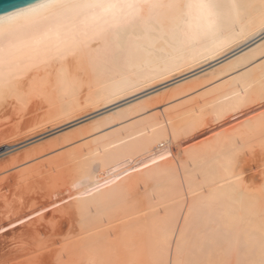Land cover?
Wrapping results in <instances>:
<instances>
[{
  "label": "bare ground",
  "instance_id": "bare-ground-1",
  "mask_svg": "<svg viewBox=\"0 0 264 264\" xmlns=\"http://www.w3.org/2000/svg\"><path fill=\"white\" fill-rule=\"evenodd\" d=\"M83 2L60 0L0 35V149L220 62L47 143L0 155L2 217L16 210L20 216L15 213L13 227L0 231V238L13 240L0 262L8 259L4 252L13 253L7 262L27 250L30 256L27 244L46 231L55 238L52 249L40 257L32 248L39 254L26 256L33 263L260 264L264 178L258 187L261 175L246 172L252 161H264V29L219 45L233 24L239 29L238 12L255 16L264 0H183L190 7L179 46L172 0H103L158 5L143 9L118 58L112 54L115 32L127 23L129 10L76 6ZM40 3L2 14L0 21ZM201 4L219 6L211 18L215 31H209ZM240 90L244 94L237 96ZM225 155L234 157L233 167H224ZM37 201L42 208L35 209ZM144 211L154 214L149 224L157 226L152 240L144 235L148 244ZM158 213L163 216L157 221Z\"/></svg>",
  "mask_w": 264,
  "mask_h": 264
},
{
  "label": "snow or ice",
  "instance_id": "snow-or-ice-1",
  "mask_svg": "<svg viewBox=\"0 0 264 264\" xmlns=\"http://www.w3.org/2000/svg\"><path fill=\"white\" fill-rule=\"evenodd\" d=\"M58 6H60V0H41L40 4L32 7L31 9L25 12L18 13L16 14V16L5 17L3 21H0V35L8 34L13 25V22L16 21L17 19L21 17L23 18L40 17L44 13L48 12L50 9H53ZM76 6L85 10L94 9V8H100L104 10L118 9L121 12H123L125 9L129 10L127 23L122 27H117L115 32V36H116V40L114 42L115 48L113 49L112 54L114 58H118L120 53L123 52L125 49L126 38L129 35L135 34V29L137 27L138 20L142 19L143 9L157 7L158 5L137 3V2L104 3L103 0H92V2H89V0H84L83 3L78 4ZM168 7L172 9L175 14L174 19L177 25L176 39H177V45L179 46L181 44L180 25L185 18V8L190 7V5H186L185 3H183V0H172V2L168 5ZM199 7L207 10L209 16V24H208L209 31H215V25L212 23L211 18L216 14L215 10L219 6L213 4H201L199 5ZM236 7L239 8V6ZM247 7H253V6L248 5ZM238 18L240 20L239 29L237 30L235 24H233L231 28L230 37L222 41L221 44L219 45V48L227 47V45L230 43H235L237 40L244 39L257 26L261 29H264V6L261 7V10L255 16L249 13L238 12ZM101 39L112 42L111 37L108 36L107 33H102ZM261 59L264 60V52L261 53ZM166 70H171V69H166ZM243 94H244L243 90H240L239 92L236 93L237 96H242ZM220 115H221L220 113H217V118H219ZM232 143L238 145L239 138H235L232 141ZM225 147L227 148V145ZM233 159L234 157L232 155H225L226 162L224 167L226 169L234 166ZM114 175L116 179H119L120 177L119 172H116ZM54 207H56V205H54ZM88 211L89 213H91L92 209L89 208ZM38 214H42V213H38ZM19 222L20 221H18V223ZM9 227H13V225L10 224ZM6 230L7 229H5L4 227H0V231H6ZM260 264H264V259L261 260Z\"/></svg>",
  "mask_w": 264,
  "mask_h": 264
},
{
  "label": "rangeland",
  "instance_id": "rangeland-1",
  "mask_svg": "<svg viewBox=\"0 0 264 264\" xmlns=\"http://www.w3.org/2000/svg\"><path fill=\"white\" fill-rule=\"evenodd\" d=\"M220 61H216V62H210V63H207V64H204V65H202V66H200L198 69H196V70H194L193 72H191V73H189V74H187V75H184V76H182L181 78H178V79H176V80H173V81H170V82H167V83H163V84H159V85H157V86H154V87H150V88H148V89H145V90H143V91H141L138 95H136V96H133V97H131V98H128V99H125V100H123L122 102H120V103H118L117 105H115V106H113V107H109V108H106V109H104V110H102V111H100V112H97V113H95V114H90L89 116L87 115V116H85V117H83V118H81V119H79V120H77V121H75V122H72L71 124H68V125H66V126H63V127H61V128H58V129H55V130H52V131H47L46 133H44V134H40V135H38V136H36L35 138H33V139H31V140H29L28 142H25L24 144H20V145H16V146H13L12 148H6V147H3V148H1L0 149V155H2L3 156V154L5 155V154H7V153H11V152H16V151H19V150H25V149H27V148H29V146L31 147V144L33 145V144H35V143H41V141H42V143H47V142H49V141H51L50 139L52 138H55L54 136H60V135H63V132H64V134H65V132L67 133L68 132V130L70 131V130H72L73 128L75 129L76 128V126L77 127H79V126H81V125H84V124H86V123H88L89 121H91L92 119H94V118H97V117H100V116H102V115H104L103 113H106V112H108V111H110L111 109H113V108H115V107H119V106H125V105H127V104H129V103H132L133 101H135V100H137V99H139V98H142V97H147V96H150V95H154V94H156V93H158V92H160V91H162V90H164V89H167V88H169V87H172V86H175V85H177V84H179V83H181V82H184V80H189V79H191V78H193V77H197V76H199V75H201V74H203L205 71H208V70H210V69H212V68H214V66L216 65V64H218ZM160 107V106H159ZM62 132V133H61ZM60 133V134H59ZM48 141H47V140ZM45 141V142H44ZM26 146H28V147H26ZM34 146V145H33ZM2 153V154H1ZM14 154V153H13ZM1 157V156H0ZM1 159V158H0ZM254 162V163H253ZM257 163V164H256ZM254 164V165H253ZM249 167L247 166V168H249V169H247L248 170V172H246V175L248 174L249 176L250 175H255V173L257 172L258 173V175H261V177H260V179H258V181H257V183H259V184H257V186L258 187H260L259 185L261 184V178H264L263 176H264V161H263V159L261 160V159H256V160H254V161H252V163H249ZM256 165V166H255ZM254 166V167H253ZM262 166V167H261ZM252 168V169H251ZM255 172V173H254ZM260 172H262L261 174H260ZM256 173V174H257ZM261 181V182H260ZM257 187V188H258ZM255 188H256V185H255ZM39 201H37V203H38ZM41 202V201H40ZM39 202V203H40ZM43 202V201H42ZM40 203L39 205L38 204H35V205H37L36 207H38V208H35V209H40V208H42L43 207V203ZM32 205H34L33 203H32ZM34 205V206H35ZM34 206H33V208H34ZM40 207V208H39ZM35 209H32V210H35ZM5 210H7V209H1L0 208V219H1V217H2V215L4 214V213H1V211H5ZM32 210H29V217H31V216H33L32 215V213H33V211ZM13 212H17L18 213V210H16V211H9V214H11V213H13ZM147 211H144V213H146ZM15 213L12 215V216H15ZM16 213V216L18 215ZM144 213H142V217H143V219H144ZM20 214V213H19ZM159 214V215H158ZM158 214H156V217L154 218L155 220H157L158 221V219H161L160 217H162L163 216V214H161V213H158ZM160 214H161V216H160ZM148 215V216H147ZM150 215V216H149ZM153 215L154 214H151L150 212H147V214H146V217L148 218V221H145V225L143 226L145 229H143V232L146 230L147 232L146 233H144V234H142V238L144 237V235L145 234H149V236H147L148 237V239L150 238V240H152L153 239V237L156 235V231H157V226L156 225H154V226H152V225H150L149 224V222L151 221L150 220V217H153ZM8 216V215H7ZM10 216V215H9ZM8 216V217H9ZM12 216H10L13 220H15V217H12ZM19 216V215H18ZM17 216V217H18ZM160 216V217H159ZM10 217H9V219H7V217H5L4 216V218H3V220L1 219L0 221V227H4V226H7L8 224H10L11 222L13 223L14 221L12 220L11 222H10ZM20 217V216H19ZM152 219V218H151ZM144 220H147V219H144ZM147 222V223H146ZM147 224V225H146ZM44 225H48V223H44ZM31 227H32V230H37V228H34L33 229V227H35V223H33L32 225H31ZM30 227V228H31ZM6 229L8 230L9 229V227L7 228L6 227ZM3 232H5V231H1V235H2V233ZM39 233V232H38ZM49 234V232H46L45 231V233H42V234H40V236H42V237H40L39 236V238L38 239H35V241H31V242H29V243H31V244H27V247L32 251L31 253L33 254H31L30 256H29V254H30V251L29 250H27L26 252H25V254H22L21 256H18V258H16L17 256H15V257H12L11 259H10V261L9 262H7L8 261V259H9V256H11L13 253H11L10 252V254L8 253V254H5V252H4V255H9L8 257L6 256V257H4L5 259L6 258H8V259H6L7 261H6V263L5 262H2V261H4V259H3V257H1V253H0V257H1V259H2V261L0 262V264H14L13 262H11V261H14V262H16V259H18L17 261L18 262H16L17 264H25V262L27 261L28 262V260H29V258H27V257H31L32 256V258H33V256L35 257L36 255L38 256L39 254V256L41 257V253L42 252H44V254L46 253V250H47V252L48 251H50L51 249H52V245L51 244H53V241L55 240V238L54 237H52L51 238V235H48ZM44 234V235H43ZM0 235V236H1ZM46 235H48L49 236V238H47V236ZM6 239H8L9 240V238L6 236L5 237ZM6 239H3V238H0V242L3 244H1V248H2V246L4 247V248H6V246H7V248L6 249H2V251H1V248H0V252H3V250L4 251H6V252H8V251H12V249L10 250V248H9V250L7 251V249H8V247L10 246L9 244L13 241H11V240H6ZM13 239V238H12ZM40 239V240H39ZM46 239V240H45ZM147 238H146V236L143 238V240H144V243H145V241L147 242V244H148V241H149V243L151 242L150 240H146ZM3 240H6V241H8V242H6V241H4L6 244H4V242H3ZM38 240V241H37ZM11 241V242H10ZM15 241V240H14ZM10 242V243H9ZM16 242V241H15ZM48 242H50V243H48ZM52 242V243H51ZM9 243V244H8ZM39 243V244H38ZM45 243H47L46 245H47V247L45 248L43 245H45ZM14 243H12V245H13ZM36 244L38 245L37 247H36ZM42 244V245H41ZM146 244V243H145ZM4 245H6V246H4ZM9 245V246H8ZM31 245V246H30ZM34 245V246H33ZM18 246V245H17ZM17 246L15 247V248H17ZM43 246V247H42ZM49 246V247H48ZM14 247V246H13ZM12 248V247H11ZM14 248V249H15ZM32 248H36V250L38 251V253H36V254H34L35 252H37L36 250H35V252L33 253V250H32ZM38 248H39V250H38ZM42 248L44 249L43 251H42ZM50 248V249H49ZM57 248V247H56ZM16 250V249H15ZM14 250V251H15ZM13 251V252H14ZM40 251V252H39ZM28 252V253H27ZM3 255V254H2ZM26 257V259H25V257ZM36 256V257H37ZM39 256L37 257V258H39ZM23 257H24V259H25V262H24V259H23ZM35 257V258H36ZM21 258V259H20ZM32 258H30V259H32ZM219 259H220V255H219V257H218ZM14 259V260H13ZM32 260H35V259H32ZM32 260H29V261H31L32 262ZM226 260V259H225ZM36 261H37V259H36ZM26 262V263H27ZM31 262H29V263H27V264H30ZM39 262V261H38ZM38 262H34V263H36V264H39ZM146 263L145 264H149V263H147V262H149V260L148 261H145ZM223 262V261H222ZM227 262H229L228 261V259H227ZM231 262V261H230ZM15 263V264H16ZM33 263V262H32ZM31 263V264H32ZM33 263V264H34ZM226 263V262H225ZM41 264V263H40Z\"/></svg>",
  "mask_w": 264,
  "mask_h": 264
},
{
  "label": "water",
  "instance_id": "water-1",
  "mask_svg": "<svg viewBox=\"0 0 264 264\" xmlns=\"http://www.w3.org/2000/svg\"><path fill=\"white\" fill-rule=\"evenodd\" d=\"M39 1L41 0H0V15Z\"/></svg>",
  "mask_w": 264,
  "mask_h": 264
}]
</instances>
